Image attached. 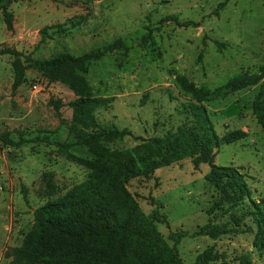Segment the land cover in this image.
<instances>
[{"label":"rangeland","instance_id":"rangeland-1","mask_svg":"<svg viewBox=\"0 0 264 264\" xmlns=\"http://www.w3.org/2000/svg\"><path fill=\"white\" fill-rule=\"evenodd\" d=\"M225 1L10 0L13 30L0 11V52L17 50L51 59L60 53L82 56L122 42V48L90 61L85 74L94 96L112 99L98 109L99 122L132 132L112 144V150H130L143 139L194 127L201 107L221 138L237 130L247 133L241 141L223 143L215 164L234 166L248 176L251 201L216 206L219 193L206 180L210 165L196 169L191 159L128 186L186 264H196L207 251L218 256L209 264H264V254L254 247L256 222L248 214L252 201L264 199V130L253 112L264 84V0H229L225 9H218ZM72 21L79 23L77 28L38 48L42 29L70 26ZM14 59L0 56V132L8 130L13 139L30 142L17 149L0 146V264H10L7 257L33 229L38 208L88 178L90 170L67 158V152L94 158L69 132L70 104L77 95L34 69L27 70L26 82L13 94ZM238 77L260 81L231 91L229 83ZM59 100L63 106L57 113L52 102ZM44 136L52 144L32 142ZM65 143L72 145L68 151L62 148ZM50 171L58 187L53 196L47 195L43 181ZM223 226L230 232L217 239L203 233L206 227Z\"/></svg>","mask_w":264,"mask_h":264},{"label":"trees","instance_id":"trees-1","mask_svg":"<svg viewBox=\"0 0 264 264\" xmlns=\"http://www.w3.org/2000/svg\"><path fill=\"white\" fill-rule=\"evenodd\" d=\"M21 1V0H15ZM229 0L221 3L223 10ZM10 0H0V11L8 30L14 29V14L9 10ZM172 20V19H169ZM176 22L177 19L174 17ZM180 24V23H179ZM79 23L47 26L41 31L38 48L47 39L62 36ZM183 27L188 24H181ZM105 45L93 53L74 56L60 53L51 59H35L17 50H2L1 55L10 54L13 61V94L26 82L28 69H34L52 82H59L72 90L77 98L71 102L73 117L69 132L75 136L76 144L86 147L94 155L91 160L74 157L68 150L71 144H63L67 158L77 161L90 170L88 178L74 186L64 196L49 201L35 213L33 229L24 237L21 246L13 249L10 264H186L179 256L176 246H171L162 236L154 222L146 215L136 197L129 191L130 182L137 178H150L159 169L191 159L198 169L202 164L210 165L206 180L219 193L216 206L234 205L252 200L247 175L234 166L215 164L220 146L247 138L242 130L232 131L222 138L204 107L198 108L196 125L186 130L151 139H139L142 143L130 150H112L110 146L132 136L129 129L106 126L99 122L96 113L107 107L112 99L92 94L85 74L88 63L99 60L122 42ZM186 89L184 78L179 79ZM259 77L245 80L237 78L229 83L231 91H239L256 85ZM192 86V85H191ZM264 84L253 103L254 115L264 130ZM57 113L63 102L53 101ZM61 122L65 124V120ZM27 139L15 140L8 130L0 132V146L20 148L29 143ZM32 142L51 143L49 136L38 137ZM54 172H45L43 181L48 196L57 192ZM253 209L248 213L256 222L254 247L264 254V199L252 201ZM230 232L227 226L203 229V233L217 239ZM218 259L207 251L200 255L196 264H209Z\"/></svg>","mask_w":264,"mask_h":264}]
</instances>
